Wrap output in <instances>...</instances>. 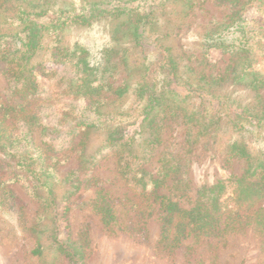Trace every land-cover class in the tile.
Here are the masks:
<instances>
[{
    "label": "trees",
    "instance_id": "trees-1",
    "mask_svg": "<svg viewBox=\"0 0 264 264\" xmlns=\"http://www.w3.org/2000/svg\"><path fill=\"white\" fill-rule=\"evenodd\" d=\"M79 1L0 0V74L6 81L0 96V207L9 199L15 204L8 189L14 183L38 204L35 223L27 228L34 243L30 255L40 256L47 242L70 264H85L84 236L61 240L57 225L81 189L92 191L91 211L106 233L146 241L144 224H123V202L92 175L100 151L113 155L121 181L145 200L140 214L156 212L158 254L171 256L188 238L196 245L248 228L260 241L264 264V207L253 210L264 200V72L252 52L263 38L243 13L264 0ZM208 1L227 9V15L197 35L198 49H219L231 60L221 73L199 69L193 78L185 77L166 41L176 39L185 18ZM170 2L180 6L181 15L168 28L163 15ZM101 22L112 25V43L96 58L83 43L60 45L64 31ZM46 37L54 43L38 61ZM179 55L183 69L192 66L191 55ZM121 64L125 76L117 83ZM38 74L58 89H39ZM226 87L232 93L242 88L251 99L239 102ZM95 134L102 136L101 145L88 153ZM59 153L74 154L76 168L60 174L68 155ZM155 156L152 173L147 163ZM204 157L218 159L222 169L234 162L242 169L198 186L191 199L189 170ZM210 248L211 264H217L216 248Z\"/></svg>",
    "mask_w": 264,
    "mask_h": 264
},
{
    "label": "rangeland",
    "instance_id": "rangeland-1",
    "mask_svg": "<svg viewBox=\"0 0 264 264\" xmlns=\"http://www.w3.org/2000/svg\"><path fill=\"white\" fill-rule=\"evenodd\" d=\"M71 1L74 3L80 2L79 0H69V2ZM243 13L248 19H252L253 25L258 29L260 37L263 38L261 45L253 48L252 52L256 56L258 68L264 72V3L256 2L252 6H247ZM179 15H181L180 6L174 2L166 5L163 15L165 18L163 20H169L168 28L172 27L173 22L177 21L176 19L179 18ZM190 15L192 16L185 18L179 36L176 39L166 41L173 48V54L177 56L176 59L183 70V75L193 78L194 71L199 69H202L205 74L212 75L223 72L230 63V54H223L219 49L215 48H210L205 52L204 50H199L197 35L212 25L211 22L221 21L227 15V9L217 7L212 1H208L201 11L194 10ZM111 26L106 22H101L91 29H68L61 34L60 45L71 47L75 42L83 43L89 49L92 57L96 58L100 55V51L112 43L110 42ZM53 43L54 40L49 37L44 39L43 51L37 56L38 61H42L47 57L48 53L45 51ZM180 51L191 55L192 66L190 67L192 70L188 66L183 69L185 61L178 57L180 56ZM201 57L203 58V63H200ZM47 66L50 69L58 67L48 63ZM124 76L125 70L121 64L118 66V73L115 77L118 79L117 83ZM37 84L39 89L48 86L51 93L59 87V85H56L57 83H50L40 74L37 75ZM228 87H226V91L230 92L231 96L237 101L244 102L251 99L248 96V91L235 87V93H232ZM5 89L6 81L0 74V96H3L2 93H4ZM136 128L137 125L132 126L130 130L133 131ZM101 137L97 134L91 136L88 153H94L99 148ZM34 138L38 141L37 135ZM176 139V142L181 141L180 137ZM73 142H77V138ZM104 154L105 152L102 154L100 151L98 152V163L92 175L101 180L103 187L123 202L124 208L120 211V221L123 224L133 221L144 224L148 232V238L144 241L137 237L128 236L125 233H118L117 235L106 233L99 216L91 211L92 191L81 189L70 198L72 205L66 215V220L59 217L57 225L58 237L61 240L68 237L71 240H75L79 236H84L87 244L85 264H211L212 250L210 246L216 248L217 264H262L263 255L260 251V241L248 228L243 233H226L221 237H208L203 241H199L196 245L191 238H188L173 251L171 256L158 254L156 252V242L160 234V224L157 220L156 212L148 217L140 214L145 200L133 193L121 181L114 169L113 155L104 156ZM61 155L67 156L68 154L59 153L57 157ZM68 156L67 162L58 167L60 174H64L67 170L75 169L77 166L74 154ZM156 167V156L151 157L147 163V168L152 173H155ZM241 169V164L237 162H234L229 169H222L218 159H209L207 157L202 158L199 162H194L189 170L191 182L190 198H194L195 189L198 186L210 185L216 180L224 179L231 174H239ZM8 189L14 195L15 204L10 205L9 199L7 206L0 207V264H70L65 256L56 254L47 242L44 243L45 249L40 256L33 257L30 255V250L34 243L27 228L35 223L38 204L29 197L26 190L18 183L9 185ZM83 202H86V204L81 206L80 203ZM17 205L20 207L18 208ZM256 207H264V200L255 205L253 210ZM251 210L249 209L242 214H250ZM85 230L86 233H84ZM187 250H191V252H186ZM187 253L188 255L186 256Z\"/></svg>",
    "mask_w": 264,
    "mask_h": 264
}]
</instances>
